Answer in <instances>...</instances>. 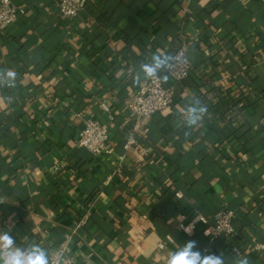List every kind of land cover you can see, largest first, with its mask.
<instances>
[{"label": "crops", "instance_id": "obj_1", "mask_svg": "<svg viewBox=\"0 0 264 264\" xmlns=\"http://www.w3.org/2000/svg\"><path fill=\"white\" fill-rule=\"evenodd\" d=\"M11 2L24 11L0 34V233L72 264H167L189 240L201 257L264 264V0H84L72 20L56 0ZM182 44L191 69L174 102L124 149L127 70L145 76ZM216 90L242 97L235 135L201 111ZM87 118L109 123L102 154L76 145ZM222 206L235 233L211 240ZM197 214L188 235L179 223Z\"/></svg>", "mask_w": 264, "mask_h": 264}, {"label": "built area", "instance_id": "obj_2", "mask_svg": "<svg viewBox=\"0 0 264 264\" xmlns=\"http://www.w3.org/2000/svg\"><path fill=\"white\" fill-rule=\"evenodd\" d=\"M83 3L84 0H56V7L61 18L72 20L82 10ZM23 11V8L14 6L11 0H0V34L8 29ZM190 69L188 46L182 44L163 62V66L157 69L155 76H139L131 69L127 70L135 86L133 97L124 109L120 124L124 134L122 143L124 149L136 145L138 136H144L148 132L149 122L155 113L170 108L178 86L188 76ZM162 73L166 75V78L162 77ZM102 108L107 111L109 109L106 104H102ZM109 119L112 121L111 116ZM109 138V123L96 118H87L78 128L75 142L78 147L86 148L93 154L99 155L106 151ZM237 216L236 210L231 207L218 208L213 213L212 224L207 229L210 239L233 235L236 229L234 219ZM201 220V215L197 214L189 220H182L179 228L183 230L189 224H194V231ZM254 249L264 253V240L256 242ZM233 250L239 253L237 247H233ZM204 251H206L205 248ZM49 264H72V258L63 248H52L49 253Z\"/></svg>", "mask_w": 264, "mask_h": 264}, {"label": "clouds", "instance_id": "obj_3", "mask_svg": "<svg viewBox=\"0 0 264 264\" xmlns=\"http://www.w3.org/2000/svg\"><path fill=\"white\" fill-rule=\"evenodd\" d=\"M156 63L153 65H144L143 70L147 76L156 75L157 69L163 66L160 57H155ZM7 76L10 80H15V73L7 70ZM166 82V79H165ZM202 108L201 111H206ZM195 108H189V112L195 113ZM195 123V120H191ZM194 229V224H189L183 230L186 234L191 235ZM205 235H209L205 231ZM197 245L195 240H189L179 247L175 252L169 254L167 264H224L220 256L209 254L201 257L200 252H193L192 248ZM0 264H49V256L45 249L39 245H32L27 250H21L15 247L13 237L8 232L0 233ZM240 264H248L247 259L242 260Z\"/></svg>", "mask_w": 264, "mask_h": 264}, {"label": "trees", "instance_id": "obj_4", "mask_svg": "<svg viewBox=\"0 0 264 264\" xmlns=\"http://www.w3.org/2000/svg\"><path fill=\"white\" fill-rule=\"evenodd\" d=\"M217 89V88H216ZM215 90V89H214ZM214 100L206 99V111L205 117L207 120H214L218 117H227L228 121L232 125L233 129L231 130V134L235 135L238 132V128H242L245 126V118L242 122H239V119L243 117V114L240 115V110L238 109V103L242 100V97H234L229 93H219L217 90L213 92ZM237 122V123H236ZM235 123L237 125H235ZM239 123V124H238ZM235 127V128H234ZM243 135H237V138H240ZM245 143L243 144V147Z\"/></svg>", "mask_w": 264, "mask_h": 264}]
</instances>
